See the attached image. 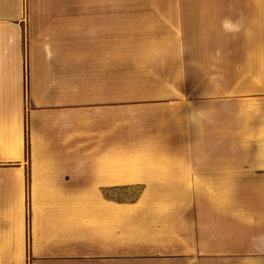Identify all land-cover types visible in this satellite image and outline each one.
Wrapping results in <instances>:
<instances>
[{
    "label": "crops",
    "instance_id": "crops-1",
    "mask_svg": "<svg viewBox=\"0 0 264 264\" xmlns=\"http://www.w3.org/2000/svg\"><path fill=\"white\" fill-rule=\"evenodd\" d=\"M123 1L0 0V264H264V0Z\"/></svg>",
    "mask_w": 264,
    "mask_h": 264
},
{
    "label": "rangeland",
    "instance_id": "rangeland-1",
    "mask_svg": "<svg viewBox=\"0 0 264 264\" xmlns=\"http://www.w3.org/2000/svg\"><path fill=\"white\" fill-rule=\"evenodd\" d=\"M124 5L127 4H153V5H161V0H124ZM140 194V190H125L119 193V196L123 199H133Z\"/></svg>",
    "mask_w": 264,
    "mask_h": 264
},
{
    "label": "clouds",
    "instance_id": "clouds-1",
    "mask_svg": "<svg viewBox=\"0 0 264 264\" xmlns=\"http://www.w3.org/2000/svg\"><path fill=\"white\" fill-rule=\"evenodd\" d=\"M242 27H243L242 20H233L230 17H226L222 21V28L227 33H232V34L238 33L239 31H241Z\"/></svg>",
    "mask_w": 264,
    "mask_h": 264
},
{
    "label": "trees",
    "instance_id": "trees-1",
    "mask_svg": "<svg viewBox=\"0 0 264 264\" xmlns=\"http://www.w3.org/2000/svg\"><path fill=\"white\" fill-rule=\"evenodd\" d=\"M29 154H30V149H29V142L27 140V147H26V155H27V158H29Z\"/></svg>",
    "mask_w": 264,
    "mask_h": 264
}]
</instances>
